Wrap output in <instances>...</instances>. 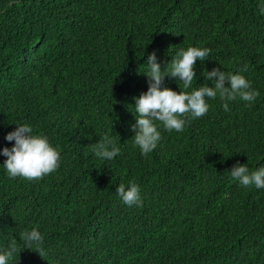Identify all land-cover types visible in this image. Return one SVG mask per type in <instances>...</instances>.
I'll use <instances>...</instances> for the list:
<instances>
[{
    "label": "trees",
    "instance_id": "1",
    "mask_svg": "<svg viewBox=\"0 0 264 264\" xmlns=\"http://www.w3.org/2000/svg\"><path fill=\"white\" fill-rule=\"evenodd\" d=\"M189 46L210 55L187 91L213 87L203 73L220 68L260 95L229 101L230 111L209 99L205 116L179 133L161 126L157 148L141 154L132 125L134 98L149 87L147 57L155 52L164 68ZM162 87L183 90L178 77ZM23 122L62 163L33 181L0 165V249L22 248L33 228L46 249L22 248L13 264H264V189L230 175L237 162L264 166L259 0H0V150ZM105 134L121 149L111 161L93 152ZM129 181L142 206L116 194Z\"/></svg>",
    "mask_w": 264,
    "mask_h": 264
},
{
    "label": "clouds",
    "instance_id": "2",
    "mask_svg": "<svg viewBox=\"0 0 264 264\" xmlns=\"http://www.w3.org/2000/svg\"><path fill=\"white\" fill-rule=\"evenodd\" d=\"M260 12L264 14V0H259ZM210 55V49L196 46L181 48L166 67L162 68L155 52L147 57V71L149 78L147 92L135 97L134 114L136 123L132 125L135 133L134 144L139 147L141 154L147 155L155 150L161 141L162 126L166 131L183 132L186 125L205 116L210 108L209 99L219 97L224 103L225 111H230L229 101L238 98L247 104L256 101L259 91L252 87V83L240 73L221 71L213 68L203 73L207 80H212L214 86L207 84L192 88L194 79H197L195 65L197 60L203 62ZM167 76L178 77L183 84V90L174 91L162 87ZM226 82L229 86H226ZM159 122V124L157 123ZM15 130L6 134L5 139L14 141V145L4 147L0 155L6 157L2 165L6 175L11 179L23 178L28 181L38 180L56 172L62 163L61 153L50 139L37 133L30 122L16 123ZM94 155L104 161H111L120 155L121 149L117 146L112 135L105 134L94 144ZM231 178L244 188L255 187L264 189V166L250 171L247 164L237 162L231 169ZM116 194L122 203L128 207L143 205L140 185L134 181L121 183L116 188ZM22 248L31 249L37 246L36 251L46 252L42 233L33 228L26 230L20 236ZM21 247L16 243L0 249V264H12L13 257L20 252Z\"/></svg>",
    "mask_w": 264,
    "mask_h": 264
}]
</instances>
